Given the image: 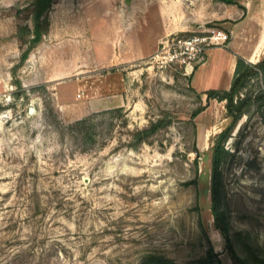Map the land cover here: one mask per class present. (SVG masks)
<instances>
[{
    "label": "rangeland",
    "instance_id": "1",
    "mask_svg": "<svg viewBox=\"0 0 264 264\" xmlns=\"http://www.w3.org/2000/svg\"><path fill=\"white\" fill-rule=\"evenodd\" d=\"M240 1L243 17L210 23L230 31L242 21L255 42L264 0ZM32 4L0 0V264H148L151 254L200 264L210 246L234 264L212 213L219 145L232 241L248 259L264 257L261 108L222 141L233 117L192 86L201 62L187 70L159 57L167 39L208 26L198 20L221 0H57L22 62L18 30L33 29ZM260 88L263 73L244 92Z\"/></svg>",
    "mask_w": 264,
    "mask_h": 264
},
{
    "label": "trees",
    "instance_id": "2",
    "mask_svg": "<svg viewBox=\"0 0 264 264\" xmlns=\"http://www.w3.org/2000/svg\"><path fill=\"white\" fill-rule=\"evenodd\" d=\"M57 0H33L31 13L33 15L34 27L33 29L29 24L20 26L18 35L22 43H28L27 47L23 50L21 61L27 60L32 50L42 41L43 36L49 29L50 20L48 13ZM228 3H236L234 0H224ZM209 25H215L209 23ZM28 34L29 38L25 35ZM264 74V58L257 62H250L243 57H238L234 78L229 89H209L204 93L207 98H217L226 101L228 114L233 117L232 123L229 128L221 134L222 141L229 135L231 129L236 125L239 119L246 114L253 105H257L262 110L264 121V89L260 88L256 94L244 92L248 89L251 80L255 76ZM244 92V96L241 94ZM203 110V106L199 107L193 112L196 116ZM88 119L78 120V124H83ZM164 120L159 119L153 121L150 125L138 128L133 132L135 142L142 143L148 136L156 132L164 125ZM134 144V147H136ZM223 156V146L219 145L214 154V171L212 176V213L215 219V224L221 231L226 241V248L232 258L234 264H264V257L254 256L253 260L241 255L231 238L230 234V218L223 202V185H222V172L220 170V162ZM148 264H176L172 259L151 254L147 257ZM141 264H144V260ZM200 264H222V260L217 256L214 247L210 246L207 255L200 259Z\"/></svg>",
    "mask_w": 264,
    "mask_h": 264
},
{
    "label": "crops",
    "instance_id": "3",
    "mask_svg": "<svg viewBox=\"0 0 264 264\" xmlns=\"http://www.w3.org/2000/svg\"><path fill=\"white\" fill-rule=\"evenodd\" d=\"M134 1V0H133ZM236 3H228L221 0L223 5H218L212 11L206 13L205 20L201 22L210 23L213 20L233 19L238 20L245 14V4L240 0ZM209 25V24H208ZM187 23L180 27H190ZM232 31L230 40L225 46H213L208 49L206 59L197 66L190 74L192 86L201 92L209 89H229L231 87L238 57H243L250 62H257L254 58L258 57L264 45V28L259 32L257 40L252 39L253 30L246 26L242 21H237L228 26ZM245 38V40H244Z\"/></svg>",
    "mask_w": 264,
    "mask_h": 264
},
{
    "label": "built area",
    "instance_id": "4",
    "mask_svg": "<svg viewBox=\"0 0 264 264\" xmlns=\"http://www.w3.org/2000/svg\"><path fill=\"white\" fill-rule=\"evenodd\" d=\"M232 31L217 25H208L188 35H175L166 40L160 60L164 65H181L187 70L195 63H203L209 48L225 46Z\"/></svg>",
    "mask_w": 264,
    "mask_h": 264
},
{
    "label": "water",
    "instance_id": "5",
    "mask_svg": "<svg viewBox=\"0 0 264 264\" xmlns=\"http://www.w3.org/2000/svg\"><path fill=\"white\" fill-rule=\"evenodd\" d=\"M131 2H132V0H125V3H126L127 5H130ZM33 109H34V108L30 107V111H32Z\"/></svg>",
    "mask_w": 264,
    "mask_h": 264
},
{
    "label": "bare ground",
    "instance_id": "6",
    "mask_svg": "<svg viewBox=\"0 0 264 264\" xmlns=\"http://www.w3.org/2000/svg\"><path fill=\"white\" fill-rule=\"evenodd\" d=\"M262 38H264V35L262 36Z\"/></svg>",
    "mask_w": 264,
    "mask_h": 264
},
{
    "label": "flooded vegetation",
    "instance_id": "7",
    "mask_svg": "<svg viewBox=\"0 0 264 264\" xmlns=\"http://www.w3.org/2000/svg\"><path fill=\"white\" fill-rule=\"evenodd\" d=\"M218 147V146H217Z\"/></svg>",
    "mask_w": 264,
    "mask_h": 264
}]
</instances>
